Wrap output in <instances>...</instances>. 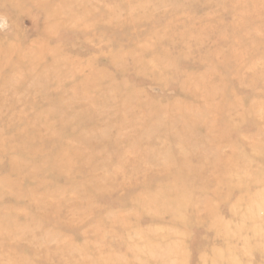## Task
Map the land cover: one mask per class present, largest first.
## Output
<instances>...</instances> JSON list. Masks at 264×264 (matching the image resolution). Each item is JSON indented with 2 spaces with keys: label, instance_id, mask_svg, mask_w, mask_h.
I'll return each instance as SVG.
<instances>
[{
  "label": "rangeland",
  "instance_id": "obj_1",
  "mask_svg": "<svg viewBox=\"0 0 264 264\" xmlns=\"http://www.w3.org/2000/svg\"><path fill=\"white\" fill-rule=\"evenodd\" d=\"M0 264H264V0H0Z\"/></svg>",
  "mask_w": 264,
  "mask_h": 264
},
{
  "label": "bare ground",
  "instance_id": "obj_2",
  "mask_svg": "<svg viewBox=\"0 0 264 264\" xmlns=\"http://www.w3.org/2000/svg\"><path fill=\"white\" fill-rule=\"evenodd\" d=\"M181 151V150H180Z\"/></svg>",
  "mask_w": 264,
  "mask_h": 264
}]
</instances>
